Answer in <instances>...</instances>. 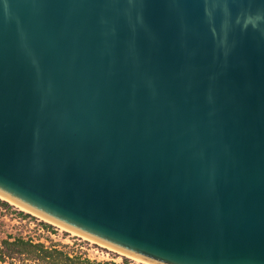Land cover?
I'll list each match as a JSON object with an SVG mask.
<instances>
[{
  "label": "water",
  "instance_id": "95a60500",
  "mask_svg": "<svg viewBox=\"0 0 264 264\" xmlns=\"http://www.w3.org/2000/svg\"><path fill=\"white\" fill-rule=\"evenodd\" d=\"M0 195L143 264H264V0H0Z\"/></svg>",
  "mask_w": 264,
  "mask_h": 264
},
{
  "label": "rangeland",
  "instance_id": "374dc122",
  "mask_svg": "<svg viewBox=\"0 0 264 264\" xmlns=\"http://www.w3.org/2000/svg\"><path fill=\"white\" fill-rule=\"evenodd\" d=\"M22 239L40 246L36 252L3 254L0 264H61L69 258L87 264H142L130 261L117 252L83 237L68 234L57 225L47 222L34 213H27L20 206L0 196V253L4 241ZM45 251L53 257L43 259Z\"/></svg>",
  "mask_w": 264,
  "mask_h": 264
},
{
  "label": "trees",
  "instance_id": "16d2710c",
  "mask_svg": "<svg viewBox=\"0 0 264 264\" xmlns=\"http://www.w3.org/2000/svg\"><path fill=\"white\" fill-rule=\"evenodd\" d=\"M4 246L6 247L5 250H2V253H0V261L4 259L5 253L10 251V254L15 252L19 254H24L26 252H36L39 250L40 246L34 245L32 243L26 242L22 239H19L15 242H9L4 241ZM45 254L43 255V259H49L53 257V253L49 251H45ZM61 264H83L79 262H75L74 260H70L69 258L61 259ZM87 264H91L90 262H87Z\"/></svg>",
  "mask_w": 264,
  "mask_h": 264
},
{
  "label": "bare ground",
  "instance_id": "6f19581e",
  "mask_svg": "<svg viewBox=\"0 0 264 264\" xmlns=\"http://www.w3.org/2000/svg\"><path fill=\"white\" fill-rule=\"evenodd\" d=\"M1 197H3V198H6V197H4L3 195H0ZM7 199V198H6ZM9 200V199H8ZM9 201H11V200H9ZM13 202V201H12ZM14 203V202H13ZM34 213V212H33ZM34 214H36V215H38L40 218H42L43 220H45V221H47V222H50V223H52V224H54L53 222H51L49 219H47V218H45V217H43V216H41V215H39V214H37V213H34ZM54 225H56V224H54ZM84 239H87V238H84ZM87 240H90L91 242H94V243H99V244H101L100 242H98V241H94V240H91V239H87ZM101 245H103V244H101ZM105 246V245H104ZM110 249V248H109ZM112 250V249H111ZM136 262H138V263H142V261L140 260V261H136ZM143 264V263H142Z\"/></svg>",
  "mask_w": 264,
  "mask_h": 264
}]
</instances>
